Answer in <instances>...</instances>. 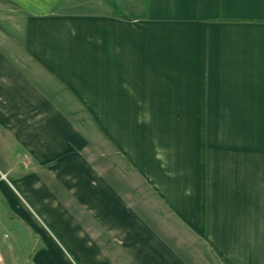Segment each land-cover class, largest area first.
I'll return each instance as SVG.
<instances>
[{
  "label": "crops",
  "instance_id": "1",
  "mask_svg": "<svg viewBox=\"0 0 264 264\" xmlns=\"http://www.w3.org/2000/svg\"><path fill=\"white\" fill-rule=\"evenodd\" d=\"M1 21L0 264H264V0Z\"/></svg>",
  "mask_w": 264,
  "mask_h": 264
},
{
  "label": "rangeland",
  "instance_id": "2",
  "mask_svg": "<svg viewBox=\"0 0 264 264\" xmlns=\"http://www.w3.org/2000/svg\"><path fill=\"white\" fill-rule=\"evenodd\" d=\"M0 24L1 25H3L4 24V22L3 21H1L0 22ZM75 120H77L78 122L79 121H81L82 119H84V118H82V117H73ZM104 140V139H103ZM102 140V144H100L101 146H103L104 147V141ZM95 146V145H94ZM95 149H96V146H95ZM97 150V149H96ZM95 151V150H94ZM0 167H1V165H0Z\"/></svg>",
  "mask_w": 264,
  "mask_h": 264
}]
</instances>
